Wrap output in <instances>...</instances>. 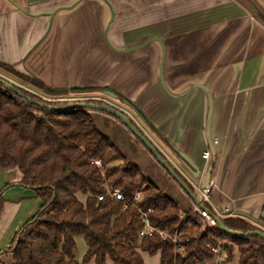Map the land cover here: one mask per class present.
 Here are the masks:
<instances>
[{
	"label": "crops",
	"instance_id": "0c3cea01",
	"mask_svg": "<svg viewBox=\"0 0 264 264\" xmlns=\"http://www.w3.org/2000/svg\"><path fill=\"white\" fill-rule=\"evenodd\" d=\"M0 62L46 85L63 86L73 70L102 77L138 110L139 131L182 180L205 177L202 154L212 148L214 210L264 224V0H0ZM116 74L118 90L109 86ZM94 113L120 151L126 137L131 155L121 152L129 161L167 196L175 188L183 205L173 200L189 211L187 198L126 128ZM0 175L4 252L40 201L20 185L17 169ZM1 264H13L12 255Z\"/></svg>",
	"mask_w": 264,
	"mask_h": 264
},
{
	"label": "trees",
	"instance_id": "16d2710c",
	"mask_svg": "<svg viewBox=\"0 0 264 264\" xmlns=\"http://www.w3.org/2000/svg\"><path fill=\"white\" fill-rule=\"evenodd\" d=\"M0 69L51 93L1 62ZM14 91L0 85V172L17 169L20 185L36 195L40 206L7 248L13 264H88L91 260L106 264L107 259L111 264H144L141 254L159 255V264H195L210 259L217 246L227 260L236 253L238 264H264L263 238L230 237L210 227L200 230L202 219L181 212L173 199L129 162L98 129L88 109H47L39 106V96L18 87ZM93 160H99L100 167ZM115 190L124 201L110 197ZM138 192L144 198L133 207ZM138 208L151 209V226L169 237L176 235L183 250L175 251L172 241L158 234L140 238L143 222ZM221 221L237 233L257 229L241 218ZM79 237L86 246L81 262L74 257Z\"/></svg>",
	"mask_w": 264,
	"mask_h": 264
},
{
	"label": "rangeland",
	"instance_id": "374dc122",
	"mask_svg": "<svg viewBox=\"0 0 264 264\" xmlns=\"http://www.w3.org/2000/svg\"><path fill=\"white\" fill-rule=\"evenodd\" d=\"M86 63H87L86 61H78V65H84ZM89 63H91V62H89ZM16 71L18 72V74H20L23 77H27L28 79H30L32 81L41 83L48 90H50L49 92H51V93L40 91V90L36 89L35 87H33L28 82H25L24 80H22L21 78L7 74L6 72H4L1 69H0V79L4 80L8 84H10L12 86L13 90H14V87H18V88H22V89L27 90V92H29V93H32L34 95L39 96V98L42 99L43 105H47L50 107H53V106L63 107V106H67L70 104L84 103L85 105L93 104V105H97V106H107V107L113 108L114 110H117L120 113H122L123 115H125L127 118H129L131 120V122L134 125L137 124V126L136 125L135 126L138 128V116L135 113V110H134L135 107L130 108L131 106L130 105L128 106L126 104V102H124L125 99L122 96L118 95L117 92H115L114 90L106 87L102 83V77H100V82H99V78H96V79H93L91 77L88 78L87 76H82L80 71L75 73V70H73V71H69V75L67 77L63 78V82H64L63 86H59L58 84L57 85H50V84L46 85V84L42 83L41 81H39L34 76V73H32V72L22 71V70H16ZM122 75L124 76V71L122 72ZM119 78H120L119 74H116L114 79L111 80V83L109 84V86H112L113 88L118 90ZM60 87L65 88V91L61 92V91L57 90ZM52 88H54V89H52ZM120 97H122L124 100L123 99L121 100ZM88 113L91 114L92 116L95 114L94 111H92L90 109H89ZM96 123L98 126V122H96ZM139 130L140 129H138V131ZM124 138L126 139V137H124ZM128 138L130 139V141H133L132 137L128 136ZM125 139L124 140L120 139L121 141L119 140L120 141L119 145H121L120 149L124 154L130 156L131 155V149H130V146L128 145V143H126ZM122 143H123V145H122ZM124 143H126V144H124ZM136 144L138 145V143H136ZM165 159L167 161H169L167 158H165ZM127 160L129 161L128 158H127ZM171 165L174 167V165L172 163H171ZM3 176L4 175H0V179ZM151 182L154 185H156L153 181H151ZM161 182H162V185H165V181H163V179L161 180ZM3 185L4 184L0 182V192L3 190V187H4ZM168 186H170V185H168ZM172 189L170 190V192H172L173 196H168V197L172 198V199L173 198L177 199V202L179 204H182L183 203L182 197L180 195H178V192L176 191L175 188H172ZM175 196L177 198H175ZM179 196H180V199H179ZM253 225H257V228L264 230V224L263 223L253 224ZM200 230H203V225H202ZM85 251H86V246H85L84 240L81 237L77 238L76 239V248L74 250L75 260H77L78 262H81L84 254H85ZM7 254H11L9 249H6L4 252H0V264H1V258L3 256H7ZM237 256L239 258L238 254H237ZM234 258H236V253H235ZM144 263L145 264H158V259L156 257L145 258Z\"/></svg>",
	"mask_w": 264,
	"mask_h": 264
},
{
	"label": "built area",
	"instance_id": "2783aa9c",
	"mask_svg": "<svg viewBox=\"0 0 264 264\" xmlns=\"http://www.w3.org/2000/svg\"><path fill=\"white\" fill-rule=\"evenodd\" d=\"M217 141L212 142V145H215ZM202 158L205 162L211 161V151L210 148H208L203 154ZM92 163L100 167V161L99 160H93ZM183 177V176H182ZM184 182L188 186V188L191 190V192L195 195L196 199L198 200L199 204L203 206L202 208L199 206V204H196L194 200H192L185 192L183 189H181L178 185H176L173 180L171 181L175 186L179 188V190L182 192V194L187 198L190 204V209L189 212L192 214H197L201 219H202V225L203 229L205 228H214L217 231L222 232L219 227L217 226L215 220L212 218L211 214L216 216L219 219L223 218H236L235 215L231 214L228 210H224L222 212H218L214 210V208L211 205V195L214 192L216 186L213 178H210L208 180V183L204 185L205 182V177L199 176L197 178H187L183 177ZM112 199L118 200V201H124L123 195L115 190L114 192L109 194ZM144 198V193L138 192L135 197H134V202H133V207H135V204L138 202V204L143 200ZM103 197L100 196L98 197V200H102ZM127 205L125 206V208ZM152 210L148 209L146 212L140 210L138 208V213L140 214V219L143 222V225L141 229L138 232V236L140 238L143 237H151L154 234H158V236L162 239L169 238L173 245H174V250L175 251H182L183 247L178 244L177 242V236L174 235L173 237H169L166 232L158 230L157 228L151 226L149 219H148V214L151 213ZM212 252V257L208 260H205L203 262H197L195 264H238V258H233V260H227L226 254L224 250L217 246L211 250Z\"/></svg>",
	"mask_w": 264,
	"mask_h": 264
},
{
	"label": "water",
	"instance_id": "95a60500",
	"mask_svg": "<svg viewBox=\"0 0 264 264\" xmlns=\"http://www.w3.org/2000/svg\"><path fill=\"white\" fill-rule=\"evenodd\" d=\"M0 85L4 86L5 88L12 90L15 92L10 84L5 82L4 80L0 79ZM39 106H42L47 109H51L50 106L40 104ZM76 108H85V109H90L94 112H104L118 120L129 132V134L135 139L137 143H140L152 156V158L156 161V163L162 168V170L165 171V173L168 175V177L173 180V182L178 185L181 189L184 190V192L192 199L195 201L196 204H199L198 200L196 199L195 195L191 192V190L188 188L186 183L182 180V178L177 174V172L168 164L166 159L162 157V155L157 151V149L147 140V138L140 132L138 131V128L131 122L129 118H127L125 115L120 113L117 110H114L113 108H109L107 106H97V105H85L84 103H78V104H70L67 106L63 107H58L54 108V110H71V109H76ZM94 117V116H93ZM211 151V161L208 165V168L206 170L205 174V182L204 185L208 183V180L210 178L211 170L213 168L214 162H215V153L210 148ZM199 206L202 208L199 204ZM212 218L215 220L217 226L219 229L227 234L230 237H239V238H244V237H249V236H259L264 239V230L257 228L255 231L249 232V233H237L228 230L222 223L221 219L217 218L213 214H211ZM264 217V215H263Z\"/></svg>",
	"mask_w": 264,
	"mask_h": 264
}]
</instances>
